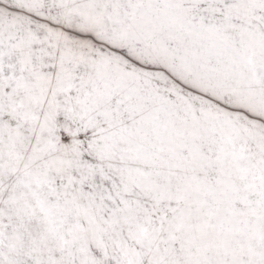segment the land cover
Here are the masks:
<instances>
[{
    "label": "snow or ice",
    "instance_id": "6c2138e0",
    "mask_svg": "<svg viewBox=\"0 0 264 264\" xmlns=\"http://www.w3.org/2000/svg\"><path fill=\"white\" fill-rule=\"evenodd\" d=\"M0 264H264V0H0Z\"/></svg>",
    "mask_w": 264,
    "mask_h": 264
}]
</instances>
